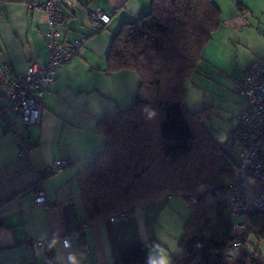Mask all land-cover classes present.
<instances>
[{"label":"crops","instance_id":"1","mask_svg":"<svg viewBox=\"0 0 264 264\" xmlns=\"http://www.w3.org/2000/svg\"><path fill=\"white\" fill-rule=\"evenodd\" d=\"M31 2L0 0L2 84L24 74L30 61L42 65L47 62L46 16L31 11ZM212 2L220 23L201 51L197 74L207 77L215 88L214 96L219 90L221 97L233 104L229 112L234 121L229 120L221 145L237 115L247 106V101L235 93L239 79L250 65L264 61V0ZM151 3L69 0V5L60 6L65 20L63 43L85 42L78 57L59 68L53 83L43 89L39 126H25L18 113L12 117L17 134L10 135L0 123V264H61L57 257L66 260L69 252L83 253L84 264H119L122 251L138 245L150 249L155 243L167 248L172 257L176 255L174 249L178 248L188 212L181 198L161 197L136 207L124 220L111 223L105 219L81 228L79 177L106 146L98 124L105 116L129 109L140 85L134 71L108 70L110 48L123 25L148 14ZM97 11L110 15L111 22L94 34L89 13ZM4 66L11 70L12 77L5 76ZM18 135L35 144L29 156L32 169L17 156ZM61 160L73 164L43 180L41 191L49 206L37 205L34 200L40 192L35 189L39 173ZM176 214L183 218L176 221ZM54 236H59L60 243L49 250L46 240ZM65 236L71 241L67 249L62 244Z\"/></svg>","mask_w":264,"mask_h":264},{"label":"trees","instance_id":"2","mask_svg":"<svg viewBox=\"0 0 264 264\" xmlns=\"http://www.w3.org/2000/svg\"><path fill=\"white\" fill-rule=\"evenodd\" d=\"M219 23L212 0H152L148 14L116 35L108 70L134 71L140 85L129 109L98 124L106 146L79 177L82 228L161 197H177L188 217L173 264H226L237 240L233 225L243 221L229 214L226 186L233 164L201 123V110L191 113L183 104L186 83L198 73L201 51ZM145 105L156 109V119L144 118ZM246 190L253 205L264 197L262 183L248 182ZM247 219L253 230L236 264H257L245 246L251 236L264 241V234L257 235L264 214L254 208ZM148 251L146 245L124 250L119 264H145Z\"/></svg>","mask_w":264,"mask_h":264},{"label":"built area","instance_id":"3","mask_svg":"<svg viewBox=\"0 0 264 264\" xmlns=\"http://www.w3.org/2000/svg\"><path fill=\"white\" fill-rule=\"evenodd\" d=\"M67 4L69 5V0H32L29 4L31 11L42 12L46 16L47 31L44 34V42L47 48V62L42 65L30 61L25 73L15 77H12L8 67H2L5 76L12 77L11 81L0 86L3 102L0 106V123L10 135L17 134L12 119L14 113L19 114L25 126L40 125L43 116V89L53 83L59 68L78 57L85 42V39H82L68 46L62 41L61 29L65 26V20L60 6ZM89 17L94 34L102 31L111 22L110 15L103 11L90 12ZM236 92L247 101V106L238 114L234 128L222 143V150L233 164L232 179L227 185L229 214L233 218H242L243 221L233 225L237 240L225 256L226 264L237 263L241 248L246 242L244 239L253 230L247 219L248 215L254 208L264 214V197L259 198L253 205L246 190L248 182L264 184V61L253 63L244 71L237 83ZM16 140L18 158L26 162L27 169H32L29 156L35 149V144L19 135ZM72 164L70 160L54 161L47 171L39 173L38 183L42 184L45 178L62 173ZM34 202L37 205L49 206L42 191L35 197ZM130 214L131 211H122L108 220L115 223L128 218ZM83 220L82 217L81 221ZM258 231L257 235L264 234V226ZM65 241L70 247L68 236L62 240L63 247Z\"/></svg>","mask_w":264,"mask_h":264},{"label":"rangeland","instance_id":"4","mask_svg":"<svg viewBox=\"0 0 264 264\" xmlns=\"http://www.w3.org/2000/svg\"><path fill=\"white\" fill-rule=\"evenodd\" d=\"M206 79H207V77L200 76L198 74H195L191 77V79L186 83V87H185L186 93H185V99H184L183 104L186 107V109L188 111H190L191 113H194L198 110H201L200 112H202L201 114L203 115L200 118L201 123H203L204 127L220 143V142H222L221 141L222 137L226 134V132L229 128V120L232 119V122L234 121V119L231 116V113L229 112V111L233 110V107H232L233 104L231 101L223 99L221 97L222 93L219 90H217V94H215V96H214L212 93L215 90V88ZM235 93L237 96H239L236 91H235ZM203 105H205V106H203ZM208 105H211L214 107H212L211 109H208L206 107ZM236 120H237V117H236ZM227 135H226V137H227ZM226 137H225V139H226ZM224 140H223V142H224ZM231 179H232V176H231ZM229 182H228V184H229ZM226 190H227V186H226ZM248 190H249L250 196L254 195L252 187H249ZM176 200L179 201V203H180V199H176ZM131 213H132V211H131ZM113 215H115V214H113ZM176 216H177L176 221H179V219L183 218V216L180 214H176ZM187 217H188V212L186 211L184 219H187ZM83 226L84 225L82 223L81 228ZM245 250L249 254L254 255V258H255L257 264H264V241H258L253 236H251L249 239V242L245 246Z\"/></svg>","mask_w":264,"mask_h":264},{"label":"clouds","instance_id":"5","mask_svg":"<svg viewBox=\"0 0 264 264\" xmlns=\"http://www.w3.org/2000/svg\"><path fill=\"white\" fill-rule=\"evenodd\" d=\"M142 113L144 118L148 121L154 120L158 117L156 109L149 105H145L142 108ZM46 243L49 250L55 249L60 243V238L59 236H54L50 240H46ZM65 247H69L67 241H65ZM174 251H179V249H174ZM84 259L85 257L83 253L77 254L75 252H69L66 260L64 257H57V260L61 261V264H84ZM145 264H173L171 253L161 244L155 243L148 251Z\"/></svg>","mask_w":264,"mask_h":264},{"label":"water","instance_id":"6","mask_svg":"<svg viewBox=\"0 0 264 264\" xmlns=\"http://www.w3.org/2000/svg\"><path fill=\"white\" fill-rule=\"evenodd\" d=\"M2 80H3V78H2V73H1V69H0V86L2 84Z\"/></svg>","mask_w":264,"mask_h":264}]
</instances>
